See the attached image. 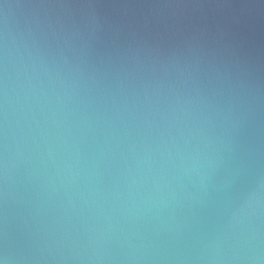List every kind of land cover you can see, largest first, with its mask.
<instances>
[{"label":"water","instance_id":"obj_1","mask_svg":"<svg viewBox=\"0 0 264 264\" xmlns=\"http://www.w3.org/2000/svg\"><path fill=\"white\" fill-rule=\"evenodd\" d=\"M0 264H264V0H0Z\"/></svg>","mask_w":264,"mask_h":264}]
</instances>
